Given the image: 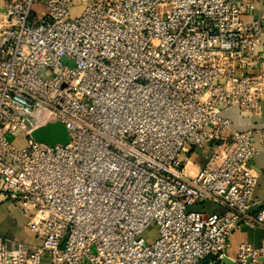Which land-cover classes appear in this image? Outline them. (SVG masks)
Here are the masks:
<instances>
[{
	"label": "built area",
	"instance_id": "2783aa9c",
	"mask_svg": "<svg viewBox=\"0 0 264 264\" xmlns=\"http://www.w3.org/2000/svg\"><path fill=\"white\" fill-rule=\"evenodd\" d=\"M254 1L3 0L0 198L38 243L0 236V264H224L233 232L264 228L246 167L264 129L224 116L261 113ZM54 123L66 145L33 141ZM232 262L264 264V239Z\"/></svg>",
	"mask_w": 264,
	"mask_h": 264
},
{
	"label": "crops",
	"instance_id": "0c3cea01",
	"mask_svg": "<svg viewBox=\"0 0 264 264\" xmlns=\"http://www.w3.org/2000/svg\"><path fill=\"white\" fill-rule=\"evenodd\" d=\"M255 9L253 15L264 12V0H255ZM3 6V0H0V10ZM264 49V33L262 35L261 46ZM225 118L231 121V125L238 131H248L255 128L264 129V101L261 103V113L258 118H250L233 109L225 113ZM252 143L258 148L259 153L253 160L247 163V169L257 176V185L254 195L258 200L264 199V143L254 137ZM215 144L208 143L205 147V153L209 152ZM203 161V158H202ZM202 164V162H201ZM200 164V165H201ZM206 211H219V208L212 204H205L201 208ZM0 236L8 238L11 241L20 242L22 244H35L38 241L35 235L27 228V218L20 212L17 206L10 199L0 198ZM262 239H264V228L256 227L253 229L240 227L230 237V250L227 251V257L232 260L235 258L237 248L241 244H245L251 248L259 247ZM41 264H50L47 257H43Z\"/></svg>",
	"mask_w": 264,
	"mask_h": 264
},
{
	"label": "water",
	"instance_id": "95a60500",
	"mask_svg": "<svg viewBox=\"0 0 264 264\" xmlns=\"http://www.w3.org/2000/svg\"><path fill=\"white\" fill-rule=\"evenodd\" d=\"M34 142L48 147L55 145H66L69 141L65 128L60 123L48 124L32 132ZM220 261L224 264H233L228 257H222Z\"/></svg>",
	"mask_w": 264,
	"mask_h": 264
},
{
	"label": "rangeland",
	"instance_id": "374dc122",
	"mask_svg": "<svg viewBox=\"0 0 264 264\" xmlns=\"http://www.w3.org/2000/svg\"><path fill=\"white\" fill-rule=\"evenodd\" d=\"M11 140H12V138H11ZM25 140H26V138H25L24 136H22V138L20 137V138L15 139V140H14V143H15V145H16L17 147H21V146H23V145L25 144ZM201 162H202V158H198V159H197V165H196V168H197V167L199 168V166H201V165H200ZM148 234H150L148 237H149V238H152V237H153V234H154V230H152V231L149 232Z\"/></svg>",
	"mask_w": 264,
	"mask_h": 264
}]
</instances>
